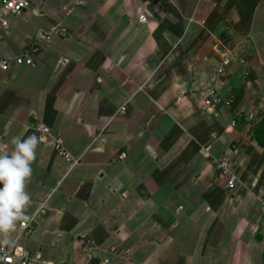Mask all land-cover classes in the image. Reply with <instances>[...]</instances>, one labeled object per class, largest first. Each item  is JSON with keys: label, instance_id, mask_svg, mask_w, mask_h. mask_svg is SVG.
I'll list each match as a JSON object with an SVG mask.
<instances>
[{"label": "crops", "instance_id": "1", "mask_svg": "<svg viewBox=\"0 0 264 264\" xmlns=\"http://www.w3.org/2000/svg\"><path fill=\"white\" fill-rule=\"evenodd\" d=\"M5 18L0 62L39 48L0 69V151L51 131L33 232L11 234L29 264H264V0H30Z\"/></svg>", "mask_w": 264, "mask_h": 264}, {"label": "clouds", "instance_id": "2", "mask_svg": "<svg viewBox=\"0 0 264 264\" xmlns=\"http://www.w3.org/2000/svg\"><path fill=\"white\" fill-rule=\"evenodd\" d=\"M39 138L36 135L16 136L11 152L0 151V244L12 243L11 234L18 224L27 225L26 214L31 204L27 186L32 176Z\"/></svg>", "mask_w": 264, "mask_h": 264}, {"label": "built area", "instance_id": "3", "mask_svg": "<svg viewBox=\"0 0 264 264\" xmlns=\"http://www.w3.org/2000/svg\"><path fill=\"white\" fill-rule=\"evenodd\" d=\"M30 0H5L4 5H3V13L0 14V29H5L8 27V21L5 18V14H10V15H17L23 12L29 5ZM76 5L79 7H82L85 5V0H76ZM59 31H63V29H56L50 33L47 34L48 37H52L56 35ZM38 42L37 41H32L26 45L24 48L23 52L18 55L12 57V59H3L0 62V69L3 71H7L10 68V63L11 61L17 65H24V66H31L34 63L35 56L37 55L38 52ZM207 104L211 103V100H206L205 101ZM37 130L39 132V141H43L45 137L50 136L51 131L48 127L39 124L37 126ZM55 148L58 152V154L62 157H64L67 161H71L72 157L61 147L60 140L55 139L54 140ZM210 147L206 146L201 149L200 153L205 157L210 159ZM125 155L122 154L121 158H124ZM216 165L220 172L228 177V187L231 189L235 186V183L237 181V178L235 174L232 171V166L229 162L228 159L223 158L221 160L216 161ZM18 229L21 234L24 235H30L33 232V228L28 223L27 225H20L18 226ZM92 242L91 241H86L84 243V251L87 253V256H90L91 249H92ZM110 253H115L116 249L111 248ZM18 262V264H29L32 259L29 255V253L26 251V249L22 247H18L15 245H5L0 247V264H13L14 262ZM108 260L104 259L102 261V264H108Z\"/></svg>", "mask_w": 264, "mask_h": 264}]
</instances>
